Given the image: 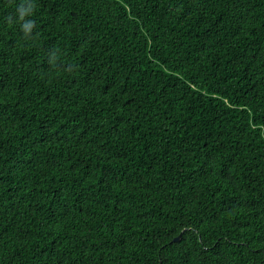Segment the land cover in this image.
I'll use <instances>...</instances> for the list:
<instances>
[{
	"label": "trees",
	"instance_id": "obj_1",
	"mask_svg": "<svg viewBox=\"0 0 264 264\" xmlns=\"http://www.w3.org/2000/svg\"><path fill=\"white\" fill-rule=\"evenodd\" d=\"M0 264H264V0H0Z\"/></svg>",
	"mask_w": 264,
	"mask_h": 264
},
{
	"label": "water",
	"instance_id": "obj_2",
	"mask_svg": "<svg viewBox=\"0 0 264 264\" xmlns=\"http://www.w3.org/2000/svg\"><path fill=\"white\" fill-rule=\"evenodd\" d=\"M182 233H183V231L179 234V236H177L176 238H174L172 241L173 242H179L181 240V238H182Z\"/></svg>",
	"mask_w": 264,
	"mask_h": 264
}]
</instances>
